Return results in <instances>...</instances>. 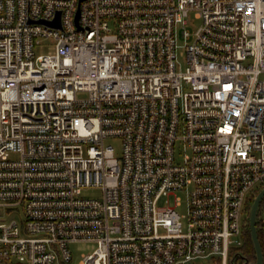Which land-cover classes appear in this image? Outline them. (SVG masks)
<instances>
[{"label": "built area", "instance_id": "built-area-1", "mask_svg": "<svg viewBox=\"0 0 264 264\" xmlns=\"http://www.w3.org/2000/svg\"><path fill=\"white\" fill-rule=\"evenodd\" d=\"M262 183L264 0H0V264H230Z\"/></svg>", "mask_w": 264, "mask_h": 264}, {"label": "rangeland", "instance_id": "rangeland-1", "mask_svg": "<svg viewBox=\"0 0 264 264\" xmlns=\"http://www.w3.org/2000/svg\"><path fill=\"white\" fill-rule=\"evenodd\" d=\"M201 21L199 18L196 17L195 13L191 11L187 18V24H185V28L183 25L180 24L177 30V41H178V49H177V59L181 64V68L185 69L187 62V51H186V39L184 36V29H187L191 33L200 25ZM56 50V41L52 37H40L35 40V53L39 54H48L54 53ZM110 143L115 147V152L117 156H121L122 153V144L120 139H110ZM180 142L176 144V156L178 161L181 159V149H180ZM101 189L98 187H91L85 188L83 190V195L87 197H99L101 195ZM177 196L182 198V204L177 207V210L181 215H185L187 212V194L185 191H178L176 192ZM169 201L171 204L175 202V194H171L169 196ZM160 205L165 204V198H163ZM263 216H264V206H263ZM184 225L187 224V219L183 217ZM97 246L96 242L93 241H80L74 242L70 244L71 251L73 253V259L70 264H80V261L83 258L84 254L92 252Z\"/></svg>", "mask_w": 264, "mask_h": 264}, {"label": "trees", "instance_id": "trees-1", "mask_svg": "<svg viewBox=\"0 0 264 264\" xmlns=\"http://www.w3.org/2000/svg\"><path fill=\"white\" fill-rule=\"evenodd\" d=\"M264 188V183H262L259 187H257L253 192H251L245 204V217L243 224V232H242V243L239 246L230 248L229 251V260L230 264H244L245 259H247V263H254L256 261V249L252 240L250 224H249V216L250 210L252 207V203L254 198L258 194V192ZM263 206L264 199L262 200L260 207L258 209L257 215V233L259 240L261 242L263 253H264V216H263ZM220 262L219 258L216 257L213 263L206 264H218Z\"/></svg>", "mask_w": 264, "mask_h": 264}, {"label": "water", "instance_id": "water-1", "mask_svg": "<svg viewBox=\"0 0 264 264\" xmlns=\"http://www.w3.org/2000/svg\"><path fill=\"white\" fill-rule=\"evenodd\" d=\"M60 16V12L58 14V18ZM41 22V21H40ZM52 24L59 25V20H55L52 22ZM264 199V188H262L256 197L254 198V201L252 203V207L250 210V216H249V224H250V231H251V236L252 240L256 249V261L254 263H249V264H264V253H263V248L261 245V242L258 237L257 233V215H258V209L260 207V204L262 200ZM247 263V259H245V263Z\"/></svg>", "mask_w": 264, "mask_h": 264}]
</instances>
